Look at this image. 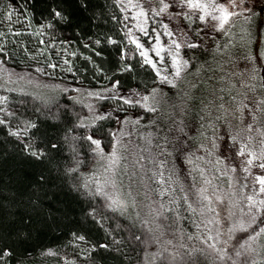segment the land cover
<instances>
[{"label":"trees","instance_id":"16d2710c","mask_svg":"<svg viewBox=\"0 0 264 264\" xmlns=\"http://www.w3.org/2000/svg\"><path fill=\"white\" fill-rule=\"evenodd\" d=\"M51 3L0 0V246L14 249L11 264H243L236 251L244 250H253L245 264H264V230L255 245L251 235L264 214L250 231L232 235L229 203L217 184L200 188L215 175V165L189 160L197 154L203 159L197 149L211 151L217 122L211 111L229 97L219 96L213 81L235 29L244 56L261 67L264 0L251 6L256 14L216 30L197 17L184 22L198 47L182 49L187 66L171 87L158 84L129 42L119 0H88L86 10L69 0L73 21L61 27L48 24ZM133 92L142 98L125 96ZM259 95L264 98V89ZM262 110L258 124L264 126ZM14 129L22 137L12 135ZM92 133L99 147L87 139ZM25 138L48 145L54 180L42 215H34L38 222L27 226L20 243L9 233L31 214L37 173L22 151ZM120 142L131 148L125 150L131 155L121 152L119 165L127 169L116 175L123 205L95 178L99 153ZM216 179L228 189L227 178ZM93 208L95 216L86 221Z\"/></svg>","mask_w":264,"mask_h":264},{"label":"rangeland","instance_id":"374dc122","mask_svg":"<svg viewBox=\"0 0 264 264\" xmlns=\"http://www.w3.org/2000/svg\"><path fill=\"white\" fill-rule=\"evenodd\" d=\"M119 2L128 18L125 30L129 42L135 46L142 61L145 63L147 59L149 63L146 64L156 75L159 73L158 84L163 87L173 86L186 68L181 67L179 77L174 75L177 65L185 61L182 49L186 48L188 43H194L184 22L197 17L208 31L216 30L222 28L221 21L227 13H244L245 8L251 9L253 5V0L238 6H234V0H119ZM161 8L163 12L159 11ZM242 15L245 14L229 16L223 27L232 18ZM201 16L204 20L200 19ZM236 32L237 29L233 31L234 43L224 52L227 59L219 63L213 81L215 90H220L219 96H222L223 92H228L229 97L225 95L226 101L219 103L211 111L212 118H217L215 126L212 127L211 151L205 154L200 151L201 149H197V152L204 156L203 159L199 157L196 159L198 154L189 158L197 164L209 159L208 162L215 165L214 178L209 176L201 183L200 188L207 189V183H216L220 198L229 197L227 202L223 199L222 202L229 203L228 222L232 235H235L236 231L237 234H241V229L250 231L251 227L259 222L257 220L261 212L264 214V185L258 180L264 178V168L260 166L264 164V126L258 124L264 107V98L259 95L260 90L264 89V56L261 67H257L252 60L245 57V50L240 42L242 38ZM174 42L181 47L177 49ZM169 80L172 83H169ZM125 96L129 100L142 98L138 92L127 93ZM228 101L230 103H227ZM181 110L184 112V108ZM13 133H19L20 137L23 135L19 129H14ZM128 148L131 149L120 142L107 152L101 151L96 166L97 183L108 191L119 205L124 204V197L116 175L122 167L127 169L126 166L119 165V162L122 151L128 155L129 151H125ZM129 154L131 155V152ZM200 172L202 174L203 169ZM218 177H225L230 181L228 189L217 183ZM204 195H208V192ZM192 200L199 207L196 200ZM263 230L264 219L260 227L251 234L253 245L258 243ZM252 255L253 250H244L240 260L245 264L244 261Z\"/></svg>","mask_w":264,"mask_h":264},{"label":"snow or ice","instance_id":"6c2138e0","mask_svg":"<svg viewBox=\"0 0 264 264\" xmlns=\"http://www.w3.org/2000/svg\"><path fill=\"white\" fill-rule=\"evenodd\" d=\"M74 3L78 4L81 10H86L88 8V0H73ZM244 3L247 4L248 0H234V6H238L239 4ZM167 6V5H166ZM70 4L69 0H52L51 5L48 7L47 11V18H48V24L51 27H61V26H67L70 25L73 21V12L69 11ZM192 7H197V5H192ZM256 7L255 0H253V9ZM253 9H244V13L239 12H229L227 13L222 21H221V27H223V24L227 22L229 16L233 15H253L256 14L253 12ZM160 12H163V8L159 9ZM259 14L264 15V6H261L259 9ZM201 20H204V17H200ZM111 43H115V41H109ZM97 44L100 43L99 40L96 41ZM175 43V42H174ZM188 48H196L198 45L196 43H188L186 45ZM139 47V45H137ZM175 47L179 49L181 47L180 44L175 43ZM143 55V53H141ZM145 63H149L147 59L145 60ZM175 63V62H174ZM187 66V61H183L182 64L177 65L176 71L174 75L176 77H179L181 67ZM129 70H131L129 68ZM39 71V69H37ZM159 75V73H157ZM165 79H167L165 77ZM169 83H172V81H168ZM119 81L116 82L115 85H113V88L118 87ZM174 86V85H173ZM124 103H129L128 100H125ZM105 117H100V119H104ZM0 123H3V121H0ZM31 127H36L34 124L31 125ZM12 135L19 136V133H11ZM95 133H92L87 137V139L97 147L100 146L101 141L94 138ZM58 145L55 143L51 144V148L55 149ZM22 151L25 155V157L30 158L28 160V163H30L34 169L37 170L36 178L34 181V194L30 195L28 198V204L30 205L31 214H28L26 216L21 217L24 227L16 229L14 232H10L9 236L16 235L19 239L20 243L25 242V236L24 233L26 231L27 226L33 225L34 223L38 222V220H34V215L39 218L42 213L43 209L46 206V198L49 196L48 192V186L53 183L54 178L51 175V170L47 167V165L51 164V159L47 158L49 153V147L47 144H42L38 142L35 139L29 140L25 138L22 144ZM241 155H243V152H241ZM262 168H264V164L260 165ZM259 183L261 185H264V178H258ZM53 197H55L56 193L52 194ZM96 210L93 208L90 212L87 213L85 216V220L87 221L89 216L94 217ZM15 224L13 221L11 224H9V227H12ZM80 240H83V236L77 237ZM139 239V237H137ZM101 247H107L106 245H101ZM243 247V246H241ZM241 253L239 251H236V256H240ZM15 257V251L13 248L5 245L0 246V264H3L4 260L6 258L9 259V264H11L12 259Z\"/></svg>","mask_w":264,"mask_h":264}]
</instances>
